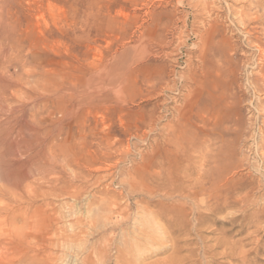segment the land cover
<instances>
[{"label": "rangeland", "instance_id": "374dc122", "mask_svg": "<svg viewBox=\"0 0 264 264\" xmlns=\"http://www.w3.org/2000/svg\"><path fill=\"white\" fill-rule=\"evenodd\" d=\"M0 1L45 72L0 104V264H264V0Z\"/></svg>", "mask_w": 264, "mask_h": 264}, {"label": "bare ground", "instance_id": "6f19581e", "mask_svg": "<svg viewBox=\"0 0 264 264\" xmlns=\"http://www.w3.org/2000/svg\"><path fill=\"white\" fill-rule=\"evenodd\" d=\"M1 2V1H0ZM199 2V1H198ZM197 2V4H198ZM201 2V0H200ZM239 2V1H238ZM205 5V3H203ZM207 4V3H206ZM202 5V4H201ZM203 6V5H202ZM201 6V7H202ZM207 6V5H206ZM204 8V7H203ZM202 10V9H201ZM202 12V11H201ZM205 12V11H204ZM248 13V12H247ZM8 12L5 11L4 9V5H0V104L2 102L8 101L12 98H17V94L21 93V87L19 86L22 83H27V80L30 77H37L38 79L43 78V75L45 74V72H43L41 69H35L32 68L31 66H29L25 60V58L23 56H21L17 51H14L15 46H13V44L15 45V43L18 41V39H16L13 35L14 33V29H13V24L12 21H10V17L8 16ZM245 16V14H244ZM250 21V20H248ZM239 22V21H238ZM256 26V25H255ZM244 28V27H243ZM194 32V31H193ZM179 41V40H178ZM205 44V43H204ZM20 48V47H19ZM200 48V47H198ZM203 49V48H202ZM203 53V52H202ZM202 55V54H201ZM204 56V55H203ZM201 56V57H203ZM204 59V58H203ZM9 60H15L14 62H16V64L18 65V69L16 70L15 76L17 77L16 80L13 79L12 75L9 74L8 71V67L6 65V63H8ZM12 63V62H10ZM15 64V65H16ZM9 65V64H8ZM127 70V69H126ZM15 77V78H16ZM119 85V84H118ZM20 87V88H19ZM106 89V88H105ZM114 89V88H113ZM121 89L120 86L117 87V90L119 91ZM123 89V88H122ZM115 90V89H114ZM112 90V91H114ZM116 90V91H117ZM115 93L117 94L118 92ZM24 94V93H23ZM115 94V95H116ZM92 97V96H90ZM94 97V96H93ZM98 97V95H97ZM116 97V96H114ZM23 98V97H22ZM37 99L39 98H43V97H36ZM35 98V99H36ZM52 98V97H51ZM61 98V97H60ZM97 99V98H95ZM44 100V99H43ZM91 100V99H90ZM39 102V101H38ZM33 103V102H32ZM3 104V103H2ZM35 107V105H34ZM3 108V107H2ZM3 111V110H2ZM5 112V111H4ZM36 112V111H35ZM23 117V116H22ZM25 121V120H24ZM23 121V122H24ZM36 123V122H35ZM34 123V124H35ZM150 123V122H149ZM25 130L28 132H32L35 134V138H33L32 142L30 141V144H32L34 147L37 148L36 152L32 155L29 154L28 151L24 150L23 151V157H24V161L22 163H18L19 161H17L16 159H14L13 156L11 157L10 160V166L13 167L12 170H17L15 168H24L27 166V172L25 174H23L24 178H28L27 175L28 172H30V169L35 168L34 170H37V175L40 173L41 171V165H40V160H41V154L39 153V147H41V143L38 140V136H39V132L28 126L25 125ZM29 134V133H28ZM27 140V139H26ZM1 141V140H0ZM23 141V140H22ZM6 144V143H5ZM28 144V142L26 143ZM1 145V144H0ZM18 145V143H14V146ZM2 146V145H1ZM4 147V146H3ZM167 155V154H166ZM167 158V157H166ZM168 160V159H166ZM206 160V159H205ZM171 161V160H170ZM21 162V161H20ZM5 163V162H4ZM9 163V162H8ZM169 163V162H168ZM207 163V162H206ZM211 171V170H210ZM11 172V171H10ZM52 172V171H51ZM205 172V171H204ZM33 174V173H32ZM15 175V174H14ZM41 176V175H40ZM133 176V175H132ZM33 177V176H31ZM36 176H34L35 178ZM124 178V177H123ZM129 178V177H128ZM38 179V177H37ZM23 180V178H22ZM26 180V179H25ZM133 180V179H132ZM200 180V179H199ZM195 181V182H199ZM202 180V179H201ZM200 180V181H201ZM205 180V179H204ZM209 180V179H208ZM36 181V180H35ZM34 181V182H35ZM165 181V180H164ZM133 182V181H132ZM169 182V181H168ZM203 182V181H202ZM209 183V185H213V183L215 182L214 180L211 181H207ZM205 184H208V183ZM124 183V182H123ZM174 183V182H173ZM128 184V183H127ZM176 183H174L175 185ZM198 184V183H197ZM202 184V183H201ZM205 184L202 186H200L198 188V192H186L185 198L186 199H191L192 196H196L198 193L201 194H206L210 201V203L208 202L207 206L205 205L206 210H208L209 212L212 213H219L221 211H223L224 209L227 208H233V207H238L239 209L241 208H249L250 206H252V200L247 199L246 197L240 198V199H221V195L220 193L216 192V194H214V189L209 190L205 187ZM194 185V184H193ZM169 186V185H168ZM223 186V185H222ZM175 188V186H173ZM196 188V186H192L191 185V190ZM206 188V189H205ZM29 189V188H28ZM218 189V188H217ZM27 191V190H26ZM137 191V190H136ZM155 191V190H154ZM172 191V190H171ZM174 191V190H173ZM176 191V190H175ZM180 191V190H179ZM178 191V192H179ZM7 192V191H6ZM127 192V191H126ZM138 192V191H137ZM147 192V191H146ZM150 194V193H149ZM175 194V193H174ZM180 194V192L178 193ZM171 195V194H170ZM200 195V194H199ZM29 196V195H28ZM205 196V195H204ZM146 197V196H145ZM170 198V197H169ZM115 202V201H114ZM180 203V202H179ZM254 203V202H253ZM110 205V204H109ZM117 205V204H116ZM161 205V204H160ZM174 205V204H173ZM172 207V206H171ZM189 207V206H188ZM176 208V207H175ZM183 208V207H182ZM190 208V207H189ZM241 210L242 212H245L246 210ZM113 210V209H111ZM177 210V209H176ZM191 210V209H190ZM108 212H109V208H108ZM263 212V211H262ZM118 214V213H117ZM235 214V213H234ZM253 214V213H252ZM107 215V214H106ZM262 215V214H261ZM258 216V215H256ZM260 216V215H259ZM258 216V218H259ZM104 217V216H103ZM106 218V217H105ZM255 219L257 224L261 223L262 221H264V217L263 218H259V219ZM92 220V219H91ZM105 220V219H104ZM107 220V219H106ZM119 220V218H118ZM254 220V221H255ZM109 221V220H108ZM117 221V220H116ZM255 222V223H256ZM94 223V222H93ZM107 223V222H106ZM91 224V223H90ZM94 227V226H93ZM226 232H221L219 235H221L220 239L218 240L217 246L218 248L222 249V254L221 256L228 259L229 262L228 264H234L233 260L237 259V257L240 259V263L239 264H249V261L247 259L249 252H237V257L235 258V249H233L231 246V241L225 238L226 236ZM104 240V239H103ZM107 240V239H106ZM105 241V240H104ZM126 241V240H125ZM243 243V241L240 242V244ZM234 244V243H232ZM105 248V247H104ZM92 249V248H91ZM258 249V248H257ZM125 250V249H124ZM260 249H258L259 251ZM91 251V250H90ZM119 251V250H118ZM130 251V249H129ZM120 252V251H119ZM120 254V253H119ZM104 255V254H103ZM125 256V255H124ZM103 257V256H102ZM120 258V257H119ZM218 261V260H217ZM179 262V261H178ZM256 262V261H255ZM201 263V262H200ZM236 264V263H235Z\"/></svg>", "mask_w": 264, "mask_h": 264}]
</instances>
